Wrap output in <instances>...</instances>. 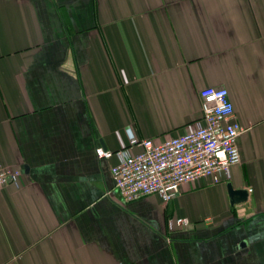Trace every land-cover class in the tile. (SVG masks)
<instances>
[{
	"label": "crops",
	"instance_id": "obj_1",
	"mask_svg": "<svg viewBox=\"0 0 264 264\" xmlns=\"http://www.w3.org/2000/svg\"><path fill=\"white\" fill-rule=\"evenodd\" d=\"M209 85L241 162L125 200L97 149L193 128ZM0 163V264H264V0H0Z\"/></svg>",
	"mask_w": 264,
	"mask_h": 264
},
{
	"label": "built area",
	"instance_id": "obj_2",
	"mask_svg": "<svg viewBox=\"0 0 264 264\" xmlns=\"http://www.w3.org/2000/svg\"><path fill=\"white\" fill-rule=\"evenodd\" d=\"M201 119L184 133L163 140L138 138L127 129L128 147L112 151L98 148V156L115 153L118 162L112 167L115 186L125 200L158 194L167 202L176 197L185 183L202 177L219 182L232 165L241 162L238 137L245 131L235 118L234 104L224 86L201 89ZM19 169L0 163V186L17 183ZM184 223V218L178 219ZM173 224V221H170Z\"/></svg>",
	"mask_w": 264,
	"mask_h": 264
},
{
	"label": "water",
	"instance_id": "obj_3",
	"mask_svg": "<svg viewBox=\"0 0 264 264\" xmlns=\"http://www.w3.org/2000/svg\"><path fill=\"white\" fill-rule=\"evenodd\" d=\"M228 191L231 198V203H240L246 201L249 196V190L246 188H234L233 184L229 182L227 184Z\"/></svg>",
	"mask_w": 264,
	"mask_h": 264
}]
</instances>
